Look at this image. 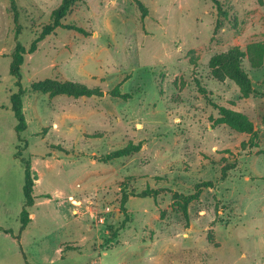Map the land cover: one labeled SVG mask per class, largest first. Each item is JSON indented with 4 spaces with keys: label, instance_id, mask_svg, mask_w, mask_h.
Listing matches in <instances>:
<instances>
[{
    "label": "rangeland",
    "instance_id": "374dc122",
    "mask_svg": "<svg viewBox=\"0 0 264 264\" xmlns=\"http://www.w3.org/2000/svg\"><path fill=\"white\" fill-rule=\"evenodd\" d=\"M215 1L77 2L62 22L85 35L56 29L24 55L18 138L11 56L29 48L61 0H0V264H264V56L254 47L264 44V0ZM234 48L252 83L246 98L209 67ZM44 79L103 95L30 89ZM219 107L248 118L256 146L215 123ZM129 144L140 150L100 161ZM27 160L34 205L20 233ZM206 181L213 188L185 217L172 192L192 194ZM147 188L161 192L138 197ZM121 189L133 194L125 212Z\"/></svg>",
    "mask_w": 264,
    "mask_h": 264
},
{
    "label": "trees",
    "instance_id": "16d2710c",
    "mask_svg": "<svg viewBox=\"0 0 264 264\" xmlns=\"http://www.w3.org/2000/svg\"><path fill=\"white\" fill-rule=\"evenodd\" d=\"M13 0H11L12 2ZM80 0H61L60 4L56 9H54L51 13V21L45 25L39 35L34 38L31 42L29 48L26 50L21 45H16L15 50L11 56L12 60L9 65V73L15 78L14 86L16 88V92L10 95V107L11 111L14 115V119L16 121V125L14 127L15 133L19 138V134L22 133L25 128V120L22 112L23 104L22 97L24 95V90L21 84V74L20 67L24 62L25 54H32L36 51L37 45L40 41H42L46 36L52 34L56 29H66L73 30L80 34L85 35V31L82 28L67 25L62 22V20L71 12L73 7ZM214 3H217L213 0ZM12 5L13 2L11 3ZM142 12L145 13V10L142 4L138 3ZM14 7V6H12ZM143 17V16H142ZM14 21L16 23V14L14 15ZM256 50H258L264 56V44H256L254 45ZM245 54L238 48L231 49L225 53H221L219 55L214 56L210 62L209 67L214 71L220 73L223 77H227L232 80L235 85L238 87L242 97H249L252 94V83L247 74L244 72L241 66V61L243 60ZM30 89L34 92L41 93L44 95H48L49 97H54L58 95H66L73 98L80 97H101L103 94L98 89H90L84 85L77 84L71 81H59L52 79H44L41 81H34L30 84ZM113 96H119V92L117 88H115L112 92H110ZM120 97H125V95H120ZM219 117L215 120L216 124H223L230 127L232 130L244 133L250 136L249 144L256 146L254 140L257 133L253 127V124L248 120V118L239 113L230 109H226L224 107L218 108ZM264 120V117H263ZM245 144H242L244 146ZM140 150V145H132L129 144L124 148L112 151L101 158L102 162H110L112 160L127 157L134 153H137ZM24 166V179H23V197L24 203L20 213V230H25L28 223L30 222L28 209L34 205V182L36 180L34 173L31 169L30 161H22ZM233 166L228 165L222 168L220 173V180H224L227 176V171L230 170ZM214 183L211 181L201 182L194 186V191L192 194L184 195L178 192H172L171 198L176 207L178 206L179 211L186 217L187 216V208L190 203L195 200H198L202 189L204 188H213ZM160 190H151L145 189L143 192L139 194L138 197L145 198L150 197L156 199L160 194ZM133 196L131 192H127L126 190L121 189V202L120 209L125 212V204L128 201V198ZM127 219H124V223ZM123 225V223L121 224ZM5 233H8L5 231Z\"/></svg>",
    "mask_w": 264,
    "mask_h": 264
},
{
    "label": "built area",
    "instance_id": "2783aa9c",
    "mask_svg": "<svg viewBox=\"0 0 264 264\" xmlns=\"http://www.w3.org/2000/svg\"><path fill=\"white\" fill-rule=\"evenodd\" d=\"M102 221V220H101Z\"/></svg>",
    "mask_w": 264,
    "mask_h": 264
}]
</instances>
